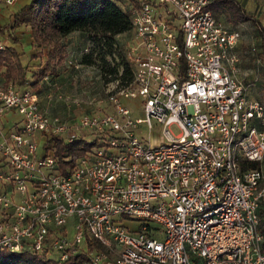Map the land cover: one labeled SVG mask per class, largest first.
Segmentation results:
<instances>
[{"label": "built area", "instance_id": "built-area-1", "mask_svg": "<svg viewBox=\"0 0 264 264\" xmlns=\"http://www.w3.org/2000/svg\"><path fill=\"white\" fill-rule=\"evenodd\" d=\"M212 1L131 2L132 80L110 82L73 121L0 78V244L59 260L82 250L83 264H264V91L237 75L241 32ZM251 50L264 83L263 46ZM44 78L47 100L82 108ZM54 136L95 142L61 171Z\"/></svg>", "mask_w": 264, "mask_h": 264}, {"label": "trees", "instance_id": "trees-1", "mask_svg": "<svg viewBox=\"0 0 264 264\" xmlns=\"http://www.w3.org/2000/svg\"><path fill=\"white\" fill-rule=\"evenodd\" d=\"M136 0H128L129 4ZM209 5L215 10H231L239 18L251 19L263 46L260 55H264V25L260 18L247 12L239 0H213ZM19 24L28 25L31 35L32 56H38L37 67L32 72V79L26 78V66L22 63L20 52L12 45L0 48V78L14 83H27L39 94L50 87L45 74L54 79L58 68L65 61L67 54L66 36L72 31L84 32L91 45L82 54L81 61L96 63L104 82L128 84L133 77V63L125 54V45L121 46L116 36L129 33L132 21L129 9H124L117 0H29L12 14V19L0 25V32L17 39L13 29ZM109 55V56H108ZM42 95V94H41ZM94 140L78 136L66 141L60 136L49 138L48 144L54 153L58 167L65 171L74 164L78 155L85 152ZM89 249H102L103 245L93 237L86 235ZM86 252L79 250L68 258L59 260L44 251L30 248L11 250L0 244V264H83ZM193 264H201L197 258Z\"/></svg>", "mask_w": 264, "mask_h": 264}, {"label": "rangeland", "instance_id": "rangeland-1", "mask_svg": "<svg viewBox=\"0 0 264 264\" xmlns=\"http://www.w3.org/2000/svg\"><path fill=\"white\" fill-rule=\"evenodd\" d=\"M22 0H17L13 5L9 7L2 6L1 7V14L2 17L0 18V25H3L11 20V11L12 8L18 6ZM244 9L247 12L253 13L254 16L260 18L262 24L264 25V0H239ZM119 5L124 9H130V4L128 0H117ZM21 7V6H20ZM19 7V8H20ZM217 16L228 26L238 28L241 32V39L239 45L237 46L236 50L239 56L238 62V70L237 75L246 83L250 84L247 92L254 96H259L264 91V83L262 79V73L255 71L256 61L254 59L255 54L251 50V46L253 43H259L260 37L257 33L256 27L254 22L251 19H242L239 18L237 13H232L231 10H215ZM28 26V25H27ZM22 24L16 26L17 29L21 28ZM29 27V26H28ZM20 47H17L18 51L20 52V58L22 63L26 66V78L28 80L32 79V72L37 67V62L39 61L38 56H32L31 51L33 47L31 46L30 51V44L28 41L27 34H16L13 32ZM7 32L3 31L0 32V39L7 38ZM132 37V30L129 33H120L116 36L118 42L121 46L128 45ZM14 39V37H12ZM16 40V39H15ZM134 40V38H133ZM67 42V54L65 57V61L62 65L59 66L57 70V75L55 76L57 80V88H53L52 92L56 90H60L63 93L70 94V95H78L84 101L82 108H67L65 106V101L58 97H54L51 100L44 101V107L50 113H58L63 116L68 121L75 120L74 118L76 115L80 113L81 110L85 109L88 105L86 101L88 98L95 96L97 98H104L106 96V90L110 87V81L104 82L100 71L96 65V63H85L81 61L82 54L89 50L91 41L87 37L84 32L81 31H72L66 36ZM125 50V49H124ZM109 56V55H108ZM71 58L76 64L70 63L67 61ZM256 75L257 79L255 83H251L252 76ZM18 86L25 87L27 83H15ZM41 94L45 95L41 92ZM126 102L130 103V105H134L137 99H128L125 100ZM103 102V101H102ZM98 102V104L102 103ZM101 106V105H99ZM98 105L95 108L99 107ZM103 107V106H101ZM137 115H142L141 113H136ZM9 125L6 124L3 126L8 127ZM173 132H178L179 129L175 124L171 126ZM145 135H148V130L145 128ZM152 136V143H158L163 141V136L160 134L158 128H153L151 131Z\"/></svg>", "mask_w": 264, "mask_h": 264}, {"label": "crops", "instance_id": "crops-1", "mask_svg": "<svg viewBox=\"0 0 264 264\" xmlns=\"http://www.w3.org/2000/svg\"><path fill=\"white\" fill-rule=\"evenodd\" d=\"M17 0H15L14 1V3L16 2ZM27 1H29V0H22L21 2H20V4L18 5V6H16L15 8L13 7L12 8V11H11V19H12V14H13V12H15L20 6H22L25 2H27ZM13 3V4H14ZM13 4H11V5H13ZM11 5H7L6 7H9L10 8V6ZM5 6V5H4ZM2 17V14H1V10H0V18ZM13 32H15L16 34H20V35H22V34H27L28 35V41H29V44H30V51H31V35H30V28L27 26V25H25V24H22V27L21 28H19V29H17L16 27L13 29ZM8 35V34H7ZM5 41H6V44H9V45H12V46H14L16 49H18L17 47H20V45H19V43H18V41H17V39L15 40V39H13L10 35H8L7 36V38L5 39ZM58 73V72H57ZM57 73L53 76L54 77V80H56V78L58 77H56L55 78V76L57 75ZM57 81V80H56ZM46 99V97L42 94H40V102H41V104L43 105L44 104V101H46L45 100ZM48 101V100H47ZM44 106V105H43ZM76 117H77V115H76ZM76 117L74 118V119H76Z\"/></svg>", "mask_w": 264, "mask_h": 264}]
</instances>
